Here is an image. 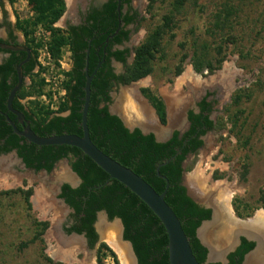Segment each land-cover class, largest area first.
<instances>
[{
    "label": "rangeland",
    "instance_id": "obj_1",
    "mask_svg": "<svg viewBox=\"0 0 264 264\" xmlns=\"http://www.w3.org/2000/svg\"><path fill=\"white\" fill-rule=\"evenodd\" d=\"M9 2L7 7L13 12L16 26L22 23L30 32L28 37L34 39L32 47L39 67L34 78L43 83L41 94L24 98V105L28 109L54 111L64 100L63 71L70 69V52L64 48L59 65L56 64L47 44L51 33L42 24L32 25L35 12L29 0ZM133 7L138 17L130 33L131 62L134 49L153 39L155 33L160 44L152 63L153 72L133 81L132 85L115 89L112 107L124 119H131L133 112L128 107L132 100L128 94L131 88L156 123L150 103L139 94L140 88H145L162 100L168 115L179 110V119L183 120L185 111L197 98L208 92L213 94L214 127L206 135L204 145L185 159L182 183L187 187L185 178L200 166L209 177V184L223 182L233 189L230 205L237 218L240 217L233 208L236 204L244 213L251 214L240 219L253 217L256 211L264 210L260 201L264 200V0H133ZM65 21L70 20L61 17L54 27H63ZM16 32L23 41V31ZM220 58L221 63L215 66L214 62ZM206 60L215 66L211 73L204 66L202 71L197 70V64ZM114 67L116 72L120 71L119 65ZM184 76L199 80L197 89L193 91L185 82L178 85ZM216 78L218 83H211ZM176 100L181 108L173 106ZM68 164L69 160L58 162L47 175L17 173L11 168L21 176V184L0 186V264H71L54 251L53 212L42 213L35 201L36 189L52 188L54 192L56 186L51 179L62 167L68 169ZM18 190L30 191L27 202ZM67 215L65 208L57 225V231L66 238V232L62 231ZM106 223L108 228L112 225V222ZM102 243L111 249L101 240L94 250L75 253V259L88 258L90 264H98L99 256L95 252ZM113 253L120 264L117 254ZM100 256L102 264H116L106 250Z\"/></svg>",
    "mask_w": 264,
    "mask_h": 264
},
{
    "label": "trees",
    "instance_id": "obj_2",
    "mask_svg": "<svg viewBox=\"0 0 264 264\" xmlns=\"http://www.w3.org/2000/svg\"><path fill=\"white\" fill-rule=\"evenodd\" d=\"M122 1L128 3L130 0ZM29 2L35 12L31 22L32 25L35 27L42 24L51 33L47 44L56 64L62 57L63 49L67 48L70 52L72 67L68 71H63L66 76L63 82L66 96L56 111L44 109L24 111L23 105L18 100L33 94L40 95L43 90V83L34 78L37 73L32 75V70L35 66H38L36 52L32 47L34 39L28 37L30 32L22 23L18 22V29L23 31L26 44L34 53L31 64L24 69L25 75L30 74L33 76V85L29 89L22 88L17 92L13 100V107L23 111L27 118L33 120L31 129L38 136L48 137L61 134L80 136L82 134L80 112L84 96L86 50H89L88 71L91 74L102 58V44L107 38L106 34H102L104 29L102 26L103 19H97L101 25L100 28L97 26V20H94V23L87 27H69L67 32L54 27V24L64 12L63 0H29ZM115 7L116 3L109 6V10L115 11ZM137 17L138 12L135 11L131 16L122 17V20L126 25L127 23H135ZM114 32L115 26L113 25L107 34H113ZM158 37L155 33L153 39L140 44L134 49V59L125 66L122 75L115 76L107 63H102L97 69L90 84V104L87 112L89 136L100 151L140 176L159 194L163 192L166 182L157 176L156 167L174 157L169 163L159 168V174L168 180V189L164 200L180 221L196 260L200 264H221L219 262L206 263L207 250L196 237V229L201 222L210 218V209L197 205L187 196L185 187L180 183L183 170L182 164L186 156L195 153L201 147L202 141L198 137L214 127L213 121L203 115V112L209 113L211 111L210 103L205 98L202 99L198 103L200 113L193 114L189 112L191 126L188 131L182 135L175 131L172 138L164 143L156 142L152 134L144 135L137 128L130 131L117 116L110 115L106 107L98 108L101 101L108 102L110 100L107 94L113 83L129 84L153 72L152 63L160 44ZM127 39L128 31L121 28L115 36V41L121 43ZM90 40V46H88ZM99 45H101V48L97 51ZM106 52L110 56H115L118 61L125 63L126 50L112 52L110 47L107 46ZM10 54V57L0 65V141L5 135H12V131L7 126L1 112L6 110L8 93L16 81L15 66L24 58V54L21 58L17 57L15 53L11 52ZM221 61L222 58L217 59L214 62L215 66L220 64ZM197 65V70L202 71L204 66L208 73H211L213 67H215L212 66L210 60L199 62ZM180 69L178 72L181 71ZM9 79L11 83L7 82ZM141 92L154 108L160 123L164 125L166 123V112L162 100L149 89L143 88ZM65 112H67V115H61ZM11 148H16L26 166L36 170V172L42 169L49 172L57 161L67 158L74 172L81 178L82 182L77 188L72 189L64 185L59 194V197L63 198L73 209V214L70 215L73 222L65 230L68 234L72 232L84 234L89 247H92L97 239L93 228L96 213L104 211L109 220L119 218L122 221L124 227L123 237L132 244L138 264H169L167 236L158 218L137 196L118 181L110 179L79 149L65 145L38 146L27 144L26 141L22 146H19L18 139L15 136H11L5 140L3 145H0V152H8ZM35 150L36 154L34 153ZM18 191L27 202L30 191ZM260 201L263 205V198ZM233 208L235 214L240 218L251 215L250 213H244V210H240L237 204ZM253 248V242L241 238L240 246L228 255L227 264H241L244 255ZM103 250L109 252L113 256L114 262L118 264L115 254L104 243L99 245L97 251L98 264H102L100 254Z\"/></svg>",
    "mask_w": 264,
    "mask_h": 264
},
{
    "label": "water",
    "instance_id": "obj_3",
    "mask_svg": "<svg viewBox=\"0 0 264 264\" xmlns=\"http://www.w3.org/2000/svg\"><path fill=\"white\" fill-rule=\"evenodd\" d=\"M119 10V7H118ZM0 49L2 50H10V51H23L26 53V56L23 60H21L15 68V74H16V83L15 85L10 89L7 99H6V111L12 113L16 116V119L21 123L22 130L19 131L14 122L9 119L7 114H5V117L11 127L20 135H22L26 140L29 142L38 145V146H70L79 149L85 156H87L95 165H97L103 172H105L110 179H114L121 183L123 186H125L130 192H132L135 196H137L150 210L151 212L158 218L161 225L163 226L166 236H167V253H168V263L169 264H200L196 258L194 257L189 240L184 233L181 223L176 217L175 213L172 211V209L167 205V203L164 200V196L166 194V191L168 189V180L159 174V168L169 163L174 157L169 158L168 160L162 162L156 167V174L160 178L164 179L166 182L165 188L162 193H157L147 182H145L140 176L135 174L130 169L120 165L118 162L114 161L112 158H110L108 155L104 154L102 151H100L91 141L89 136V131L87 127V112L90 104V83L92 76L94 75L95 71L97 70L98 65L96 66L95 70L92 72V74H88V68H87V56H86V66L84 69L85 72V82L83 86V103L82 108L80 112V126H81V135H75V134H61V135H52L48 137H41L36 135L32 129L29 126L28 121H26L25 116L14 109L13 107V99L18 92V90L22 86L23 82V70L22 66L28 61L30 58V51L22 46H12L7 45L4 43H0ZM88 54V51H87ZM110 112L112 114H115L123 123V125L129 129L130 131L134 130L135 128L139 129L142 134H152L154 136V139L158 143H164L168 139L172 137V134L175 130L183 131V127H181V123L179 125H170L169 124V118L168 114L167 116V123L166 125H163L158 120L157 116L156 121L158 127H162V130H164V135L157 137L155 132H153L150 129H143L139 127L137 124L130 125L127 124L124 121V118L117 112H114L112 109H110ZM186 113L183 115V121L186 123ZM186 125V124H185ZM66 163H68L67 159H64ZM67 168L69 172L75 176V178L78 179V176L76 173L72 170L71 166L67 165ZM183 185V183H182ZM184 186V185H183ZM186 189V194L188 197H190L197 205L204 207L206 209L211 210V215L208 220H204L201 222L199 227L196 229V237L207 250L206 260L207 262H220L222 264L226 263L227 255L229 252L234 251L239 243V237L244 236L248 240L253 241L255 243L254 248L247 252L244 255V260L242 264H245L246 257L251 255L255 250L259 247L258 243V236L256 233H251L249 236H246L243 233L237 232L231 235V239L229 243L226 246H214L206 242L203 238H201V229L212 222L214 217V208L208 203L201 202L200 200L194 198L188 191V188L184 186ZM60 203L64 205L63 200H59ZM231 213V212H230ZM98 222L95 224L97 233L99 236V241L103 240L105 243L106 238L102 235L101 230L98 228V224L102 223L103 226H108L106 222H112V224L117 226L118 229V237L119 239L124 242L130 252L131 257V264H138L137 263V257L134 253L132 244L129 241H126L122 236V230L123 225L122 221L119 218H114L112 220H109L106 213L104 211L98 212ZM229 217L237 221L239 223H248L253 218H247V219H240L237 218L232 211V214H229ZM111 224V223H110ZM68 238H77L81 240L83 247L85 250H88L86 246V239L83 235L73 233L68 236ZM217 247L216 249H214ZM264 260L261 261L259 264H263Z\"/></svg>",
    "mask_w": 264,
    "mask_h": 264
},
{
    "label": "flooded vegetation",
    "instance_id": "obj_4",
    "mask_svg": "<svg viewBox=\"0 0 264 264\" xmlns=\"http://www.w3.org/2000/svg\"><path fill=\"white\" fill-rule=\"evenodd\" d=\"M64 1V12L62 14L61 17H66L67 20H70L66 23V21L64 22V26L63 27H60L61 29L65 30L68 32L69 30V27H81V26H89L90 24H93L94 23V20H97V19H103L102 20V26L104 27V29L102 30V34H106L107 38L104 40V44H102V48H103V55H102V58L100 61H98L99 63V66L98 68L101 66L102 63H107L109 65V67L111 68V71L112 73L115 75V76H120L124 73L125 71V66L130 64L131 63V59H132V52H131V43L133 42L130 38V33H131V30H132V27L134 25V23H127L126 25L124 24V21L122 20V17L124 18L125 16H131L133 15V13L136 11L135 8L133 7V0H130L128 3H125L123 2L122 0H63ZM9 0H0V43H4V44H7V45H12V46H22V47H25L27 48L29 51H30V58L28 59V61L22 66V70H23V82H22V86L21 88L18 90L20 91L22 88L24 89H29L32 85H33V73H36V67L38 66H35V68L32 70V75L28 74V75H25L24 74V69L25 67H27L28 65L31 64L32 60H33V56H34V53L32 51V49L27 46L26 44V41H25V38L24 36L21 34V36L24 38L23 41H20L19 40V36L17 35V26H16V20H12V17H13V12L12 10H9L7 5L9 4ZM72 3V4H71ZM116 3V7L114 8L115 11L113 10H109V6H113L114 4ZM70 5V6H69ZM118 7H119V10H118ZM137 12V11H136ZM61 17L59 18V20L61 19ZM58 20V21H59ZM57 21V22H58ZM115 26V32L113 34H107V32L110 30V28L112 26ZM97 26H99V28L101 27V25L99 24V20H97ZM123 28L124 31H128V39L127 40H123L121 43H118L115 41V36H117V34L119 33L120 29ZM79 31V30H78ZM90 42L91 40L88 42V46H90ZM107 46L110 47V51L114 52L116 50H126L127 52L125 53V63H122L120 61H118L116 59L115 56H110L107 54L106 52V48ZM101 48V45H99L97 47V51ZM87 51L89 53V50L87 49L86 50V56H87V68H88V54H87ZM15 53V55L17 57H22V55L24 54V58L26 56V53L23 52V51H10V50H2L0 49V65L10 57V53ZM23 58V59H24ZM21 59V60H23ZM86 59V57H85ZM20 60V61H21ZM36 60H38V58L36 57ZM71 60V59H70ZM19 61V62H20ZM18 62V63H19ZM86 62V61H85ZM17 63V64H18ZM98 63L96 64V66L98 65ZM16 64V65H17ZM86 64V63H85ZM119 65L120 66V71L116 72L115 70V65ZM86 66V65H85ZM95 66V68H96ZM72 67V63L70 65V69ZM16 68V66H15ZM94 68V70H95ZM97 68V69H98ZM69 69V70H70ZM85 69V67H84ZM38 70H39V67H38ZM93 70V71H94ZM92 71V72H93ZM14 72H15V69H14ZM91 72V74H92ZM97 70L95 71L94 75L96 74ZM88 74H89V71H88ZM90 74V75H91ZM93 75V76H94ZM92 76V78H93ZM15 77H16V74H15ZM92 80V79H91ZM8 83H11L10 79L7 80ZM16 83V81H15ZM91 84V83H90ZM134 84V82H130L128 85L127 84H121L119 82H115L113 83V85L111 86L110 90L108 91V96L110 98V100L108 102H104V101H101L99 103V109H102L103 107H106L108 113L110 115H114L116 116L115 114H112L110 112V109H112L114 112H116V110L112 107L113 105V100H112V92L119 88V87H124V86H129V85H132ZM15 85V84H14ZM13 85V86H14ZM12 86V87H13ZM51 88H53V85L51 86ZM141 89L143 88H140V91H139V94L143 96L142 92H141ZM202 89V88H201ZM63 90H64V98L66 96V89L63 87ZM129 90H132L131 88ZM201 91V90H200ZM17 94V93H16ZM213 94L211 93H206L205 95H202L200 98H197L193 104L188 107V109L185 111L186 113V123L183 121V120H180L178 119V123H175L173 125H181V127H183V131H179V130H175L177 132H179L180 135H182L183 133H185L186 131H188V129L190 128L191 126V121L189 119V112H192L193 114H199L200 113V107L198 106V103L201 102L202 99L205 98V100L207 102L210 103V106H211V111L209 113H206V112H203V115H206L209 119H211L213 121V124H215V121L213 119V113H214V107H215V99H213L212 96ZM16 96V95H15ZM32 95L30 96H27V98L31 97ZM15 98V97H14ZM26 98V97H25ZM145 98V97H144ZM146 99V98H145ZM14 100V99H13ZM147 100V99H146ZM24 107V111L26 112H29V109L24 105V102H23V99L21 100H18ZM148 102V100H147ZM142 103V102H141ZM13 104V103H12ZM149 104V102H148ZM150 105V104H149ZM151 106V105H150ZM152 107V106H151ZM5 109H6V105H5ZM16 109V108H14ZM152 109L154 110V108L152 107ZM17 111L21 112L24 116H25V119L26 121H28L29 123V126L31 128V125H32V119H29L26 117V115L24 114L23 111L19 110V109H16ZM57 110V109H56ZM54 110V111H56ZM3 117H4V120L7 124V126L11 129L12 131V135H5V137L3 139H1L0 141V145H3L5 143V140L6 139H9L11 136H15L17 139H18V144L19 146H22L24 144V141H26L27 144H33L31 142H29L28 140H26L22 135L18 134L12 127L11 125L9 124V122L7 121L6 117H5V114H7V116L9 117V119H11V121L14 122L16 128L21 131L22 130V126H21V123L16 119V116L13 115L12 113L10 112H7L6 110L4 112H1ZM154 113H155V110H154ZM167 113V111H166ZM184 113V114H185ZM168 114V113H167ZM67 115V112H65L63 114V116ZM156 115V113H155ZM157 116V115H156ZM158 118V117H157ZM166 123H167V116H166ZM166 123L164 125H166ZM186 124V125H185ZM174 131V132H175ZM211 131V130H210ZM210 131H207L205 134H203L202 136H199L198 139H200L202 141V145L201 147L204 145L205 143V137L206 135L210 132ZM173 132V133H174ZM163 135V133H162ZM161 135V136H162ZM173 136V134H172ZM172 138V137H171ZM170 138V139H171ZM168 139V140H170ZM167 140V141H168ZM166 141V142H167ZM35 145V144H34ZM200 147V148H201ZM199 148V149H200ZM198 149V150H199ZM197 150V151H198ZM36 154V150L34 152ZM193 154V153H192ZM191 155V154H188L186 156V158ZM11 156L12 159L10 158H7ZM36 157V155H35ZM7 158V159H6ZM64 159H67V158H63V159H60L59 161H57L54 165H53V168L48 172L44 169L36 172V170L32 169V168H29L26 166L23 158L18 154V150L16 148H11L8 152H0V166L2 165L1 163L3 162H7L8 161V165L6 166L7 169H9L10 171L11 168H13V170L17 173H30V174H37V173H40V172H43L45 175L47 174H50L54 167L56 166V164H58V162L64 160ZM68 160V159H67ZM12 161V162H11ZM184 163V162H183ZM69 166L70 163L68 164ZM9 167V168H8ZM72 168V167H71ZM182 168H183V164H182ZM73 170V169H72ZM68 173L69 170L67 169ZM74 171V170H73ZM76 173V172H75ZM71 174V173H70ZM77 175V174H76ZM72 178H73V181L72 182H69V181H64V180H52V184H54L56 186V189L54 190V192L52 191V188L51 190L48 189L49 191L52 192V195L55 194L56 197L55 200H57L59 203L60 201L59 200H63L64 202V205L62 203H60L63 207H65L67 210H68V215L66 217V220H65V224H64V227H63V233H65L66 231V228L70 227L73 220L72 218H70L71 214H73V209L70 208V206L65 202V200L63 198H60L59 197V194L61 193L62 191V187L64 185H67L69 186L70 188L72 189H75L77 188L82 180L81 178L78 176L79 178V181L77 178H75V176H73L71 174ZM21 177V176H20ZM182 179H183V170H182V173H181V179H180V183L182 184ZM56 181V182H55ZM231 206V205H230ZM204 208V207H203ZM232 208V207H231ZM211 211V210H210ZM100 212V211H99ZM257 212V211H256ZM255 212V213H256ZM255 213L253 216H255ZM98 212L96 213V219H95V222L93 224V228H94V231L96 233V236H97V239L94 243V245L92 247H89L88 245V242H87V239L86 237L84 236V234H81L85 237L86 239V246L88 248V250H94L96 248V245L99 244V236H98V233H97V229H96V226L95 224L98 222ZM211 215V214H210ZM114 225V224H112ZM123 225V224H122ZM123 231H124V227H123V230H122V236H123ZM74 232L72 233H67L66 232V236H69L71 234H73ZM63 236V235H62ZM124 238V237H123ZM241 238H244L246 240H248L246 237L244 236H241L239 237V243L237 245V247L235 248V250L240 246L241 244ZM107 239V238H106ZM107 241V240H106ZM250 241V240H248ZM253 242V241H251ZM107 243V242H106ZM254 243V242H253ZM108 244V243H107ZM83 245V244H82ZM255 245V243H254ZM234 250V251H235ZM234 251H231L228 253V255ZM96 255H98L97 251L95 252ZM227 255V257H228ZM243 260H244V257H243ZM243 260H242V263H243ZM228 262V259H226V263L227 264ZM206 263H216V262H207L206 260ZM220 263V262H219ZM241 263V264H242ZM222 264V263H221ZM264 264V263H263Z\"/></svg>",
    "mask_w": 264,
    "mask_h": 264
},
{
    "label": "bare ground",
    "instance_id": "obj_5",
    "mask_svg": "<svg viewBox=\"0 0 264 264\" xmlns=\"http://www.w3.org/2000/svg\"><path fill=\"white\" fill-rule=\"evenodd\" d=\"M198 81L199 80L194 81L193 79H189L187 76H184L178 81V85L181 84V82H185L190 85L194 91V89H197L199 86ZM213 82L218 83L217 78L213 79L211 83ZM206 85L209 84L206 83ZM128 94L132 98L128 107L131 112H133V114L131 115V119L125 118L124 121L130 125L137 124L143 129H150L155 132L157 137H160L162 133L164 135V130H162V127H158L156 124L157 121L155 123V120L151 116L146 106L141 103V101L138 100V98L134 95V91L130 90L128 91ZM176 99L178 98L176 97ZM173 104L172 105L176 108L182 107V105H180L177 100ZM185 105L186 102H184L183 106ZM172 112L173 111H171L168 115L170 125L178 123L179 119V110L178 112ZM202 155L203 157L206 156L205 153ZM1 164L0 186L7 187L15 186L17 184L20 185V176L6 168V166L9 164L8 161ZM199 167L195 172H193L192 175L187 176L185 180L189 189L188 191L194 198L200 200L201 202L208 203L214 208L213 220L210 224L205 225L201 229V238L211 245L222 247L229 243L231 235L234 233L240 232L246 236H249L251 233H256L258 236L259 247L255 250V252L246 257L245 264H259L264 260V210H258L255 213L254 218L248 223H239L232 220L229 217V214H232L230 202L234 192L233 189L228 188L229 186L223 182H214L209 184V177L204 175V170L200 169ZM56 179L69 182L73 181L71 174L68 173L67 169L64 167L61 168L60 173H57L54 176V180ZM53 196L54 195H52L51 191L45 190L43 188L36 189L35 192V201L40 211L44 214L50 211L53 212V227L51 231V237L56 241V249H54V251L61 259L71 262V264H90L88 258L78 261L75 259L76 256L74 257L75 253L84 250L82 242L77 238H66L60 235V233L57 231L58 222L60 221L61 217L64 216L65 208L59 202H57ZM98 228L101 230L102 235L107 238L106 240L108 245L117 254L120 264H131L129 249L127 245L119 239L117 226L111 225L108 228V226L106 227L103 226L102 223H99ZM214 249L217 251L218 248L215 247Z\"/></svg>",
    "mask_w": 264,
    "mask_h": 264
},
{
    "label": "built area",
    "instance_id": "obj_6",
    "mask_svg": "<svg viewBox=\"0 0 264 264\" xmlns=\"http://www.w3.org/2000/svg\"><path fill=\"white\" fill-rule=\"evenodd\" d=\"M62 94H63V96H64V90H63Z\"/></svg>",
    "mask_w": 264,
    "mask_h": 264
}]
</instances>
